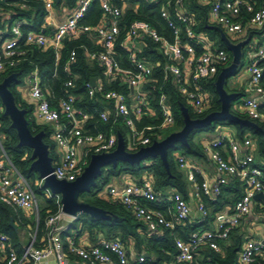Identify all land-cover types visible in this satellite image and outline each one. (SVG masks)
<instances>
[{
    "label": "built area",
    "instance_id": "1",
    "mask_svg": "<svg viewBox=\"0 0 264 264\" xmlns=\"http://www.w3.org/2000/svg\"><path fill=\"white\" fill-rule=\"evenodd\" d=\"M44 1L46 16L44 30L41 32L30 31L23 34L21 30L25 25L23 21H16L9 27L12 36L10 38L5 37L7 26L3 31L0 30V74L6 68L16 67L24 59L26 46L54 50L57 63L64 39L75 37L81 32H92L96 35L100 49L96 51L84 49L85 57L88 62L95 63L103 69V78L94 79V86L90 81L85 84L87 97L104 106L102 110L94 111V114L78 107L79 97L71 92L75 84L69 66L76 60L75 50L70 51L63 68L67 76H70L63 84L61 95L56 96L43 88L37 68L24 79L21 87L24 93L22 97L33 106L36 119L50 129L49 137L54 145L56 157H51L53 162L51 175L56 180L74 182L84 172L92 155L107 154L115 150L118 133L123 137L125 150L132 153L150 146L154 141H161L162 132L176 125L166 95L161 94L158 97L156 110L151 105L150 91L144 90L145 84L152 82L153 70L150 63L136 56L144 47L140 42L143 37L156 45L166 59L164 79L170 76L174 80L180 95L191 105L193 114L201 116L211 108L212 97L203 88L202 82L213 79L223 68L229 66L231 57L225 50L213 47L202 39L200 34L194 33L195 18L185 7L187 0H167L160 9V17L166 21L172 33L171 38L160 35L144 21L135 20L128 26L126 38L120 44L127 55L126 67L121 65L115 49L120 32L119 21L126 3L118 7L113 4L115 0H97L102 11V22L91 27L81 26L80 21L94 0H78L75 8L68 11L65 20L58 24L54 23L52 2ZM125 1L127 0H123ZM202 1L209 6L210 18L230 36L233 44L250 37L248 29H259L264 26V6L256 9L247 0ZM1 16L7 18V14L0 13ZM195 46L202 48L199 55ZM263 60L264 38L257 44L252 58L243 68L248 75L246 91L250 96L237 106V112L256 125L264 127V104H261L264 89L260 83L263 69L259 65ZM114 84L120 89H126L127 93L110 89ZM158 113L160 115L158 125L138 127L143 118L158 120ZM95 119L111 127L107 131H100L97 129ZM114 126H119L122 132H115ZM146 132L151 134L147 135ZM153 136L156 139L152 140ZM254 151L256 145L251 138L235 140L229 134L214 139L205 146V153L218 173L242 181L244 193L235 202L231 215L217 216L213 230L193 232L185 240L175 238L174 256L161 264H196V257L200 251L204 248L217 251L218 241L227 239L230 232L240 224L241 219L252 212L253 196L257 193L264 195V172L255 163ZM175 160L178 168L185 171L188 180L193 182L194 175L199 174V170L184 155H177ZM42 184L43 180L39 179V189L57 206V212L45 220L46 233L43 245L37 247L33 240L22 254L18 255L11 249L7 250V237L0 234V251L7 253L3 258L6 264H50L51 261L53 264H67L61 237L64 228L60 223L65 215L61 212L60 196L52 195ZM196 191L198 197L204 196L210 202H217L221 194V184L210 185L202 181L196 187ZM108 193L110 197L117 198L151 233L160 229L173 231L185 223L190 214L187 202L178 193L171 195V205L165 212L149 207V204H158L162 201L150 179L130 184L121 191L110 189ZM0 202L22 212L37 209L35 192L7 156L1 135ZM258 206L264 215V203ZM198 211L206 218L207 211L202 202L198 204ZM68 246L70 253L85 264H128L127 253L119 240H103L88 249L71 240ZM258 259L264 260V237L258 241H246L238 256L239 264H253ZM143 261V257H139L138 262Z\"/></svg>",
    "mask_w": 264,
    "mask_h": 264
},
{
    "label": "trees",
    "instance_id": "2",
    "mask_svg": "<svg viewBox=\"0 0 264 264\" xmlns=\"http://www.w3.org/2000/svg\"><path fill=\"white\" fill-rule=\"evenodd\" d=\"M53 4L55 10L66 9L72 11L78 0H50ZM167 0H115L114 5L121 7L123 3H126L122 15L119 21V35L115 43V49L117 52L118 60L121 62L123 67L128 64L127 55L123 52L120 44L126 38L128 26L135 20L144 21L148 23L152 29L157 31L162 36L167 38L172 37L170 29L167 27L166 21L160 17V9L162 5L166 3ZM249 3L259 8L264 6V0H247ZM44 0H0V13L3 15L7 14V18L4 19L3 16L0 17V30L3 31L8 27L5 37H12L9 32V27L16 21H23L25 25L22 27V33L27 32H41L44 26V19L46 12L44 10ZM187 8L189 13L195 18V26L193 31L195 34L204 33L207 34L211 41L215 42L213 47L225 50L229 57H231L230 52L226 49L223 42L220 40L218 32L211 30L207 25L209 23V6H203L197 3V0H187ZM172 13V12H171ZM247 17V16H246ZM102 22V11L97 0H94L88 10L85 13L84 18L80 21L81 26H91L95 27ZM264 33V26L262 28H250L248 29V35L250 37L261 36ZM144 44V47L136 53L137 58L144 60L152 65V82L146 83L144 90H149V98L151 100V105L157 110L156 101L161 94L166 95L168 99L169 106L171 107L176 125L175 128L179 131L183 127V121L180 114L179 106L183 105L187 108V111L191 118H203L207 114L219 111L220 103L218 97L215 93L214 82L216 80L215 76L213 79L206 82H202L203 88L208 91L212 97V106L206 114L201 116H195L191 110V105L186 102L177 90L174 80L169 76L164 79V66L166 65V59L160 53L158 47L154 45L148 38H142L140 40ZM194 44V43H193ZM197 55L202 52L200 46H195ZM251 48V45H247L242 49V53L245 55L246 49ZM25 56L22 61L18 63L16 67L6 68L0 74V82L12 73L17 74V80L12 82L10 90L15 97V103L21 109L26 111V118L28 121L29 129L32 134H36L39 131H44L45 137L44 142L50 147V156H53L52 144L46 141V137H49L50 131L46 129L45 126H40L32 121L31 115L34 111L33 106L27 104L23 101L20 91L17 89L22 87L24 79L31 73L34 68H37L43 88L47 89L49 93H54L56 96L63 93V84L69 78L67 74L63 71V68L68 59V55L71 50L76 51V60L73 64L69 66L70 74L74 78L75 87L72 89V93L79 97L78 107L86 109L90 113H95L96 110H102L104 107L97 101L90 100L87 97L85 84L91 79H102L103 69L95 63L88 62L85 57L84 49L88 51H96L100 49V44L97 41V37L94 33L81 32L75 37H67L63 41L62 49L60 50L59 60L55 62V53L52 49L43 50L36 46H26ZM243 62H241V66ZM260 67L263 69V74L261 78V86L264 89V60L259 63ZM56 71V73H55ZM55 74V76H53ZM218 75V74H217ZM110 89H116L123 93H127L124 88H118L115 84L110 87ZM238 94L237 98L245 97L246 92L244 90L236 91ZM264 104V101L261 102ZM232 112V111H231ZM233 113V112H232ZM241 119H246V117L240 113H233ZM159 119H147L143 118L138 127L142 126H155L159 124L160 115L158 113ZM93 122V121H92ZM95 124L97 129L100 131H107L111 125H103V123L95 119ZM111 124V123H109ZM216 126H226L233 127L236 131L237 139L241 140L245 135H251L256 144V164L264 172V136L255 132L253 129L248 127H238L227 122H215L210 127L205 129L193 131L187 139V146H182L177 144L173 149L168 150L167 161L168 170L164 168L159 158L145 160V163L139 165H130L128 163L119 162L115 167H108L103 171L101 177L97 179L95 187H92L88 192L81 193L79 200L90 205L99 207L106 210L112 214L110 220H98L90 218L87 215H79L71 223V228L69 231L65 232L64 235H71L74 240L79 238L81 233L84 231L88 233L90 238L97 236L102 233L109 240L119 239L124 245H132L137 255H143L144 261L141 264H161L164 261H169L175 254L174 246V236L170 234L168 230H160L158 234L151 235L145 225L136 220L134 215L126 209L120 202H110L106 200L105 188L109 181L113 178L120 177H131L133 179H139L146 176H150L151 182L155 189V192L162 194L163 191L171 189L177 193L186 196L187 188L185 183V176L182 171L178 169L175 153L180 152L182 155L193 158H204L202 147L198 143L194 142V136L197 133H211L214 131ZM113 127V126H112ZM264 130L263 126H259ZM114 131H120L119 126H114ZM176 132V131H175ZM147 135L151 132H146ZM0 135L3 136V148L9 157L12 164L15 166L17 171L29 182L33 177L35 172L30 170V149L26 147L18 146V139L16 132L10 128V120L3 115V108L0 103ZM168 136V135H167ZM165 136V137H167ZM163 136V138H165ZM162 138V140H163ZM156 139L155 136L152 140ZM149 163V164H146ZM199 182L200 179L197 178ZM233 190H228L229 196H221L218 198L217 202L208 203L205 200V204L213 208V212L208 213V216L204 222L201 224H189L183 229H175L174 234L182 240H185L189 234L199 231L209 229V223L212 221L213 217L218 213L222 200L225 203L234 204L241 196L242 190L240 189V181L234 179L231 183ZM237 187L238 190H234ZM35 195H39L42 198V207L38 206V216L36 224V239L41 238L46 233L45 220L47 217L55 214L57 212V206L55 202L46 197L42 191L39 190ZM104 193V194H102ZM224 193V192H223ZM12 220L13 224L17 221L22 223H27L24 221L22 213L16 211L10 206L0 202V234L7 237V250L11 249L16 254H22V245L19 240V235L14 231L10 225L9 221ZM28 224V223H27ZM17 229L20 230L23 226L17 222ZM64 243V242H63ZM243 241L239 236H235L228 241V238L223 241H218L219 249L217 251L204 248L200 251V259L197 264H239L238 256L240 253L241 245ZM36 245V244H35ZM64 251L66 253L67 264H85L69 251L68 243L63 244ZM2 258H4L7 253L2 252ZM0 264H6L2 261ZM131 264V263H130ZM132 264H138L137 262ZM253 264H264V260H256Z\"/></svg>",
    "mask_w": 264,
    "mask_h": 264
},
{
    "label": "water",
    "instance_id": "3",
    "mask_svg": "<svg viewBox=\"0 0 264 264\" xmlns=\"http://www.w3.org/2000/svg\"><path fill=\"white\" fill-rule=\"evenodd\" d=\"M209 29L218 32L220 40L231 54L229 66L219 72L214 82L215 93L220 103L219 111L209 113L203 118L193 119L190 117L187 108L180 105L183 127L179 131L169 134L163 140L154 141L150 146L140 148L132 153L125 150L123 137L118 133L115 150L107 154L92 155L88 166L74 182L56 180L51 175L53 162L50 157V147L44 142L45 133L39 131L32 134L28 126L26 111L17 106L15 97L10 90L12 82L17 80V74L12 73L0 82V103L3 108V115L10 120V128L16 132L18 146L26 147L31 151L30 170L34 171L40 180H43L44 189H48L52 195L60 196L63 215L74 219H77L79 215H87L93 219L110 220L112 218L110 212L79 200L81 193L88 192L92 187H95L97 179L102 176L106 168L115 167L119 162L139 165L145 160L159 158L164 168L168 170V150L173 149L177 144L187 146L188 136L193 131L210 127L215 122H227L240 128L248 127L264 136V130L261 127L248 119H241L231 112V105L237 99L238 94L229 93L225 89L228 80L237 73L241 65L242 49L247 45L250 37L233 44L220 27L209 26ZM90 83L94 86L95 80L91 79ZM253 199L264 201V195L257 193ZM9 225L16 231L11 219Z\"/></svg>",
    "mask_w": 264,
    "mask_h": 264
},
{
    "label": "crops",
    "instance_id": "4",
    "mask_svg": "<svg viewBox=\"0 0 264 264\" xmlns=\"http://www.w3.org/2000/svg\"><path fill=\"white\" fill-rule=\"evenodd\" d=\"M197 3L205 6V4L203 3L202 0H197ZM185 7L188 10L187 1H186ZM53 13H54V23L58 24V23H61L65 20L66 16L68 15V10H66V9L55 10L54 9ZM208 16H209V23L211 25H207V27L209 28V26H217L216 23L214 22V20H212L210 18L209 14H208ZM199 34L201 35L202 39H205L208 43H210L211 45L214 46L215 42L211 41V39L208 37L207 34H204V33H199ZM226 36L230 40V36L229 35H226ZM263 38H264V33L261 36L251 37V40H249V42L247 43V45L248 44L251 45V48L246 49V55H244L242 53L243 57L241 59V62H243V59H246V63H247L252 58L257 44H259L263 40ZM246 63L245 64L243 63L242 66L240 65L237 73L235 74V75L238 74L241 77V82L239 83L238 86L235 83H231L230 89H232V90H230V91L226 90L227 92L236 93V91L244 90L246 92V97L250 96V94H248V92L246 91L247 90L248 75L243 70ZM227 84H229V80H228ZM225 89H226V86H225ZM17 90L20 91V94L22 97L24 95V93H23L21 87H19ZM22 98H23L24 102H26L27 104H30V102L27 99H24V97H22ZM262 101H264V97L261 99V102ZM237 106H239V105H237ZM38 121H39L38 125L45 126L41 123L40 120H38ZM226 134H229V136H231V138H233L235 140H239V139H237L236 131L234 130L233 127L216 126L213 132L203 133V136L201 137L202 138L201 141L197 142L202 147V152H203L204 158H193V157H187L184 155L186 158H188L189 162L199 170V174H195L194 175V181L191 182L188 180L186 172L182 171L178 168L180 171H182L184 173L185 183H186V188H187L186 196H183L181 194L180 195L187 202V204L189 206L190 214H189L188 220L185 223L177 226L175 229H177L178 227L180 229H183L184 227H186L189 224H201L202 222H204V220H206L208 213L213 212L212 211L213 208L210 207L209 205H206L205 200L208 203H214V202H210L207 197H204V196L198 197V195H197L196 187L202 181H205V182L209 183L210 185L220 183L221 184V194H224V196H226V197L229 196L228 190H233L231 183L233 181V178L235 179V177L228 176V175L225 176L223 174H219L215 165L209 160L208 155L205 153V146L210 141H212L214 139H218V138H220ZM246 137L251 138L255 144V141L251 135L247 134L242 139H244ZM256 151H254L255 152L254 157L256 156ZM177 155H182V154L180 152H177V153H175V157ZM53 157H55L54 152H53ZM197 178L200 179L199 182L197 181ZM144 179H150L151 180L150 176H146V175H144V177L141 178V180L133 179L131 177H126V176L120 177V178H113L107 184V186L104 190L105 194L104 193H102V194H104L105 195L104 197L106 198V200H108L110 202H119V200L117 198L109 196L108 192L110 189H116L117 191H121L125 187H127L128 185L136 184V183L138 184L139 182H141ZM240 189L242 190V194H243L244 193V185H243L242 181H240ZM234 190H238L237 187H235ZM173 193H177V192L174 190H171V189H167V190L163 191L162 194L157 193L158 195L161 196L162 201L158 204H152V205L149 204V207L165 212V209L171 205L170 197ZM221 194H220V196H221ZM200 202H202L206 208V211H207L206 218H203L198 211V204ZM260 203H264V201L263 200H254L252 212H250L249 215H247L246 217L242 218L240 221V224L230 232V234L228 236V241H231V239L235 236H239L241 238V240L243 241V244H244L246 241H258L264 237V215L260 212V209L258 206ZM234 204H230V203L227 204V203H225L224 200H222L218 213H216V215L213 217L212 221L208 225L209 229H206V230L201 229L199 231L213 230L217 216L219 214L231 215L233 212ZM38 206H39V204H38V199H37V209H36L37 212L35 210L25 211V212L16 210V211H19L22 213L24 221H26L28 223V224L27 223L25 224V223L17 221L19 224H21L23 226L20 230H18L16 227L17 222L15 223L16 225L13 224L16 227V232L19 235V240H20V243L22 245V251L33 240H35V244L37 247H41V245H43L42 241H43L44 236L36 239V226L33 225V224H36V222H37ZM73 221L74 220H72L68 216H64L62 218V221L60 223L61 226L64 228V232L61 234L62 242L69 243V241L73 240L76 244L84 246L88 249V248H91V247L98 245L103 240H109L102 233H99L97 236L90 238L88 233L85 231L83 233H81L79 238H76L75 240L72 236L74 234V233H72V231H71L70 236H68V235L62 236L65 234V232L70 230L71 223ZM160 230H162V229H160ZM160 230H158L157 232H154V233H151L148 230L147 231L151 235H155V234H158L159 232H162ZM170 234L174 236V239L175 238L180 239L176 236V234H174V230L170 231ZM116 240H119V239H116ZM243 244L241 245V247L243 246ZM122 245L125 248V251L127 253L128 264H130V263L132 264L135 262H137L138 264H141L138 262V259H139V257H143V255L135 254V251H134L132 245H128V244L124 245L123 243H122ZM1 254H2V252L0 251V263L3 261ZM199 259H200V253L196 257V264L198 263ZM50 264H53V262L51 261Z\"/></svg>",
    "mask_w": 264,
    "mask_h": 264
},
{
    "label": "rangeland",
    "instance_id": "5",
    "mask_svg": "<svg viewBox=\"0 0 264 264\" xmlns=\"http://www.w3.org/2000/svg\"><path fill=\"white\" fill-rule=\"evenodd\" d=\"M245 55H246V53H245ZM243 63H244V64L246 63V59H243ZM240 82H241V77H240L238 74L235 75V76H233V77H231V78L229 79V84L226 85V90H227V91L232 90V89H230V85H231V83H235V84L238 86ZM245 98H246V96H245V97L237 98V99L232 103V105H231V111H232L233 113H236V112H237V109H236V108H237V105L241 104V103L244 101ZM237 113H238V112H237ZM30 119H31L32 121H34L36 124L39 123V121H38V120L36 119V117H35L34 112L32 113ZM46 129H47V130H50L48 126H46ZM175 131H177V129L175 128V126L172 127V128H167V129H165V130L162 132V135L165 137V136H167V135H169V134H171V133H173V132H175ZM202 136H203V133H197V134H195V136H194V142L197 143V142L201 141V139H202L201 137H202ZM1 138H2V143H3V137L1 136ZM45 140L48 141V143L52 144L53 152H55V148H54V145H53V143H52L51 138L47 136ZM38 181H39V178H38V176H37L36 173L34 174V177L29 181L30 186H32L33 190L36 191V194H37L38 192H40V191H39L40 189H39V186H38ZM41 191H42V190H41ZM41 193H43V194L45 195V192L42 191ZM36 197H37V199H38L39 207H42V198L39 197V195H36ZM35 211H36V210H35ZM36 212H37V211H36ZM27 238H28V237H27Z\"/></svg>",
    "mask_w": 264,
    "mask_h": 264
}]
</instances>
